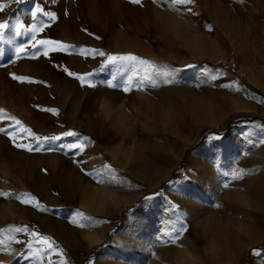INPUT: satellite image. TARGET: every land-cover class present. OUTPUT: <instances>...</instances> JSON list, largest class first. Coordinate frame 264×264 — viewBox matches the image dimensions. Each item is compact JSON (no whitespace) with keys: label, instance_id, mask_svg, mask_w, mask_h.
I'll return each mask as SVG.
<instances>
[{"label":"rangeland","instance_id":"rangeland-1","mask_svg":"<svg viewBox=\"0 0 264 264\" xmlns=\"http://www.w3.org/2000/svg\"><path fill=\"white\" fill-rule=\"evenodd\" d=\"M0 7L7 25L0 127L40 149H18L0 132V192L35 197L24 205L0 196V264H264V0H0ZM37 7L57 19L33 20ZM41 22L48 26L37 39L74 49L44 56L43 47L31 48L27 29ZM19 47L28 51L18 57ZM81 48L106 55H80ZM229 51L240 76L222 67ZM120 54L151 67L107 63ZM65 68L91 74L96 86ZM129 77L127 93L108 86ZM226 122L227 134L217 133ZM74 143L83 149L63 147ZM235 171L243 178L232 179ZM97 173L115 183H98ZM106 196L130 202L102 215ZM91 225L100 231L94 242Z\"/></svg>","mask_w":264,"mask_h":264},{"label":"snow or ice","instance_id":"snow-or-ice-1","mask_svg":"<svg viewBox=\"0 0 264 264\" xmlns=\"http://www.w3.org/2000/svg\"><path fill=\"white\" fill-rule=\"evenodd\" d=\"M131 2L133 4H140L141 0H131ZM195 2V0H172V5L173 6H181V5H190L193 4ZM0 10H2V7H0ZM188 11H191V9H187ZM40 15L46 16L48 18V21H55L57 19L56 15L54 13L51 12H46L44 9L37 7L35 8V10H33L31 12V18L33 20L38 19V17ZM48 24L45 22H41L39 25L33 24L31 26L28 27L27 31H29L30 33H32V43H31V48L34 49H39V47H43L44 51H43V55L44 56H48L49 52H65L69 49H74L75 46L73 45H68L65 44L61 41L58 40H45V39H37L36 38V34L38 32H42L44 30L45 27H47ZM7 27L6 24H2L0 23V41L4 40V33H3V29H5ZM24 28V25L19 24L16 28L15 34L16 35H20L21 34V29ZM28 51L27 47H19L16 49V53L17 56L19 57L21 54L25 53ZM94 54V55H98V56H105L106 54L104 52H100L98 50H86V49H79V54L80 55H86V54ZM35 55V54H34ZM107 63L116 66L118 69L123 70L124 68L130 67L134 64H140V65H148L149 67H151V64L149 61L144 60L140 57H137L136 55L133 54H120V55H107ZM64 71L67 72V74L69 76H73L76 79H78L81 83V85H87L89 87H95L96 85L91 83L88 79V77L91 74H87V75H77L76 73H73L71 71H68L66 68L64 69ZM167 76V79L165 80V83H170L172 81V77L168 74H165ZM12 79L19 81V82H25L26 78L23 76H17L15 74H12ZM145 79H149L148 77H146ZM213 80L216 79L215 76L212 77ZM149 82L152 84L153 87L157 86L154 80H150ZM134 81L131 77H129V79L122 81L121 84H115V83H109V87H113V88H117L120 87L122 88V90L124 92H129L132 90V85H133ZM139 87V85H138ZM225 87H231V85H225ZM55 111V110H52ZM6 116L2 113V110H0V120L5 119ZM8 119L14 120L15 121V125L16 126H20L21 122L19 120H16L15 117H10ZM25 132H28L30 135V130L29 129H24ZM0 132L4 133L5 135L8 136V138L13 142L14 146L18 149H23L25 151L28 152H32V151H39V147L38 145L34 148L30 143H24L21 142L23 139V135L21 134H17L15 133L13 130H9V128H4V127H0ZM68 135H76L75 133H68ZM18 136L20 137V139L18 140ZM37 140L40 139H50V140H57L59 139V137H47V138H38V137H33ZM87 139V138H85ZM63 147L67 148L68 151H73V150H82L83 149V144H70V145H64ZM244 173L243 172H239V171H235L231 174L232 179H242L243 178ZM97 182L104 184V183H115V178L113 177L111 180H105L103 178V173H97ZM230 184L229 183H225L223 185V187L225 189L229 188ZM0 196H12L15 199L19 200V202L21 204L24 205H32V201L35 200V197L32 196L31 194L28 193H24V194H14V193H4V192H0ZM38 201L36 202V205H38ZM35 206V205H33ZM216 207H221V205L217 204ZM78 215H80L81 217H83L82 213H78ZM85 219H87L86 217H84ZM83 226V225H81ZM15 232L16 233H21V232H28V228L27 227H16L15 228ZM31 235L33 237L36 236L35 232H32ZM177 237L179 236V232H177ZM17 243H19L20 241H16ZM44 243H48L47 241H44ZM51 247V245H49V248Z\"/></svg>","mask_w":264,"mask_h":264},{"label":"bare ground","instance_id":"bare-ground-1","mask_svg":"<svg viewBox=\"0 0 264 264\" xmlns=\"http://www.w3.org/2000/svg\"><path fill=\"white\" fill-rule=\"evenodd\" d=\"M119 200H115V198H112L111 196H106V197H102L100 198L99 202H98V209L96 210L97 213L102 214V215H108V208L110 206H114V210L116 212H118L120 209H122L124 207V205H126V203L130 202L125 201V202H118ZM91 230H93V233L91 232L89 234V236H91V238L89 239V241H97L100 238V231H97V229H95V225H91ZM89 230V229H88ZM68 235V234H67ZM66 237V236H65ZM93 238V239H92Z\"/></svg>","mask_w":264,"mask_h":264},{"label":"built area","instance_id":"built-area-1","mask_svg":"<svg viewBox=\"0 0 264 264\" xmlns=\"http://www.w3.org/2000/svg\"><path fill=\"white\" fill-rule=\"evenodd\" d=\"M222 67L235 76H240L243 73L237 54L234 51L228 52L226 59L222 62Z\"/></svg>","mask_w":264,"mask_h":264},{"label":"trees","instance_id":"trees-1","mask_svg":"<svg viewBox=\"0 0 264 264\" xmlns=\"http://www.w3.org/2000/svg\"><path fill=\"white\" fill-rule=\"evenodd\" d=\"M231 125H232L231 122L224 123V125L221 126V128H219V130L217 131V133L224 134V135L227 134V132H228V130H229V128H230ZM175 174H176V172H174L173 175H175Z\"/></svg>","mask_w":264,"mask_h":264},{"label":"crops","instance_id":"crops-1","mask_svg":"<svg viewBox=\"0 0 264 264\" xmlns=\"http://www.w3.org/2000/svg\"><path fill=\"white\" fill-rule=\"evenodd\" d=\"M207 187H208V189L210 188V189H214V187H212V185L210 184V183H208L207 184ZM214 194V193H213Z\"/></svg>","mask_w":264,"mask_h":264}]
</instances>
